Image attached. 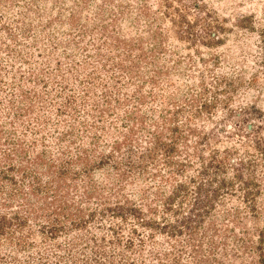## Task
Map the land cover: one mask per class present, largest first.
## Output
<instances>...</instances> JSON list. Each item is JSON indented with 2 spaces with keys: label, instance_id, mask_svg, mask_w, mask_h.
<instances>
[{
  "label": "rangeland",
  "instance_id": "rangeland-1",
  "mask_svg": "<svg viewBox=\"0 0 264 264\" xmlns=\"http://www.w3.org/2000/svg\"><path fill=\"white\" fill-rule=\"evenodd\" d=\"M0 264H264V0H0Z\"/></svg>",
  "mask_w": 264,
  "mask_h": 264
}]
</instances>
